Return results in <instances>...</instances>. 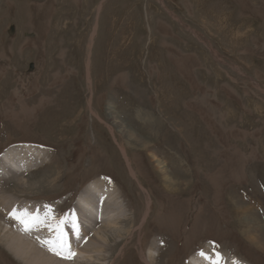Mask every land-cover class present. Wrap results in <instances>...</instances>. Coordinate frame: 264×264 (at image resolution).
<instances>
[{"label": "rangeland", "instance_id": "obj_1", "mask_svg": "<svg viewBox=\"0 0 264 264\" xmlns=\"http://www.w3.org/2000/svg\"><path fill=\"white\" fill-rule=\"evenodd\" d=\"M20 145L47 157L1 181L13 204L60 219L93 181L120 189L127 217L91 264L207 244L264 264V0H0V156ZM0 264H21L3 243Z\"/></svg>", "mask_w": 264, "mask_h": 264}, {"label": "bare ground", "instance_id": "obj_2", "mask_svg": "<svg viewBox=\"0 0 264 264\" xmlns=\"http://www.w3.org/2000/svg\"><path fill=\"white\" fill-rule=\"evenodd\" d=\"M126 46L127 34L124 33L121 50ZM121 50L118 51L121 52ZM133 115L149 124L154 129L155 133L162 134L164 127L154 115L140 109L136 110ZM164 134L167 135L166 132H164ZM128 140V146L142 145L140 142L136 141L134 137ZM130 141H132L134 145L129 144ZM122 151L124 155H126L125 151ZM46 157L45 149L39 146L20 145L8 148L3 155L0 156V183L7 177L11 176L18 178L19 175L31 171L41 165ZM153 157L155 158V156ZM154 161L158 169L157 171L159 172V170H162L161 172H163L164 163H161L158 159ZM132 175H135L133 171ZM18 182L20 185L22 180L19 179L17 183ZM119 190L115 182L109 183L104 180L93 181L79 193L72 209L67 211L60 219H57L56 215L52 216L51 211L56 207L53 204L37 205L32 203H21L16 205L9 199L7 201L6 197L0 196V207H6L2 211L8 214L7 216L10 217V220L17 222L15 223L16 229L14 230L9 225H6V223H3V221H0V243H3L8 253L12 254L21 264H77L78 262L91 264L95 262V257H98L102 250L108 246V238L104 236V231L115 228L121 220L127 217L126 214L128 210L123 204ZM14 210L17 213L26 211L34 215L38 214L41 219H45L46 217L47 219L44 224H40L29 231H25L24 226L11 215ZM58 211L57 209V211L54 212ZM73 217H75L76 223L79 226V236H77L72 227ZM61 220L65 221L62 227L67 234L68 251L74 254L71 258H66L67 251L62 252L61 255H57L55 252L49 250L47 244L42 243V241L56 239L55 225ZM98 222L100 225L97 227ZM48 225H52V227ZM253 230L251 226L244 229L245 233H248L247 235ZM259 246L264 249L263 244H259ZM201 253H204V255H201ZM153 255V249L150 248L148 253L150 262H152L154 258ZM187 264L247 263L234 256L217 253L214 251L211 244H207L205 250L190 256Z\"/></svg>", "mask_w": 264, "mask_h": 264}, {"label": "snow or ice", "instance_id": "obj_3", "mask_svg": "<svg viewBox=\"0 0 264 264\" xmlns=\"http://www.w3.org/2000/svg\"><path fill=\"white\" fill-rule=\"evenodd\" d=\"M15 219H17L25 228V231L31 230L33 227H36L40 224H44L45 219H41V217L38 214H31L28 212H20L17 213L15 210L11 214ZM65 223L64 220L59 221L55 225V231H56V239L55 240H48V241H42L43 244H47L49 246V250L55 252L57 255H61L62 252L67 251V257L71 258L73 253L68 251V241H67V234L64 232L62 225ZM49 227H52V225H48ZM72 227L77 236H79V226L76 223L75 217L72 218ZM201 255H204V253H201Z\"/></svg>", "mask_w": 264, "mask_h": 264}]
</instances>
